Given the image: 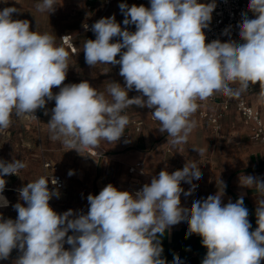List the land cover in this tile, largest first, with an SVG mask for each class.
Wrapping results in <instances>:
<instances>
[{"label":"clouds","instance_id":"clouds-1","mask_svg":"<svg viewBox=\"0 0 264 264\" xmlns=\"http://www.w3.org/2000/svg\"><path fill=\"white\" fill-rule=\"evenodd\" d=\"M56 7V0H41L36 10L50 14ZM215 7L214 0H150V7L120 3L123 25H134V32L122 29L115 15L96 21L91 26L95 39L83 44L85 62L93 68L119 65L124 79L123 86L111 81L106 91L87 80L65 84L69 53L56 45L52 35L30 31L28 20L13 19L19 9L4 7L0 10V131L10 127L13 113L37 119L35 112L44 109L48 115L46 104L54 100L47 123L50 139L81 153L101 141H120L129 124L122 113L135 105L152 109L159 131L177 146L187 143L197 126L192 119L197 100L217 92L239 98L259 83L258 103L264 105V0H250L248 11L255 18L241 14L237 26L242 42L229 38L206 43L203 30L209 27ZM224 34L230 36L229 29ZM116 37L120 39L112 42ZM133 89L139 95L129 98ZM193 150L204 155L203 149ZM26 167L19 159L0 160V207L9 204L2 195L4 177L18 175ZM201 178L198 162L188 161L181 170H161L135 193L109 183L98 195L87 196L86 214L72 209L58 214L49 204L60 196L57 188L49 189V182L56 186L58 179L41 176L18 190L24 203L13 205L16 219L0 214V260L17 249L14 264H166L158 234L186 221V238L200 236L207 249L202 264H261L264 180L239 177L241 187L256 192L257 227L250 231L243 196L222 203L226 189L222 180L215 195L194 200L191 208L181 206V193L190 195L198 187L193 180ZM182 181L191 185L188 192ZM65 244L70 248L65 249ZM173 264H181L178 255Z\"/></svg>","mask_w":264,"mask_h":264},{"label":"crops","instance_id":"crops-1","mask_svg":"<svg viewBox=\"0 0 264 264\" xmlns=\"http://www.w3.org/2000/svg\"><path fill=\"white\" fill-rule=\"evenodd\" d=\"M86 2V9L88 6H92L94 9L91 11L87 9L89 13L87 21L100 16L104 12V4L101 1L87 0ZM130 2L134 1L130 0ZM114 9L119 8L112 6L104 18ZM63 36L64 34L60 36V43ZM65 50L70 56H74L68 49L65 48ZM233 86L237 87L236 85ZM54 91L58 92L57 90ZM250 99L252 104L261 110L264 117V105L258 103V96L250 97ZM197 104L198 116L195 113L192 116L197 126L190 134L187 143L177 146L170 143L172 137L159 131L157 122H145L137 115L129 114L130 118L142 123L140 133L131 130L130 137L128 139L124 138L128 142L120 141L113 144L109 154L106 153L100 142L99 147L106 153L104 158L94 159L81 152V154L91 158L90 161H87L88 178L91 179L90 186L91 184L96 185L95 195H98L103 187L109 183L113 184L118 190L133 193L137 187H143L145 183H150L151 178L158 176L161 170L172 173L181 170L188 161H196L202 172V178L193 180V184L198 185V187L190 195L186 196L181 193V206L191 208L194 200H203L209 195H215L218 187H220L219 180H222L226 184L222 203H228L229 199L234 203L240 196H243L244 205L249 210L248 219L252 225L250 231H253L257 227L255 216L256 192L255 189L241 187L239 177L241 175L258 177L260 174L262 180H264V145L254 142L250 126L245 124L235 108H231L226 113L222 120V130L216 133L208 122L199 115L201 110L208 109L210 105L200 100H197ZM233 115H236L243 123L250 139V143L246 144L247 149L244 151L240 149V134L232 129L230 131L227 129V122ZM193 147L203 149L204 155L199 156V153L193 150ZM51 162L57 164L55 161L51 160ZM138 162L144 164L145 175H131L129 173V168ZM59 168L63 176L62 169L60 166ZM181 187L184 192H188L191 185L182 181ZM88 208L89 205L87 204L85 211H83L84 214L87 213ZM60 211L64 212L63 210ZM188 227V223L182 221L165 231L164 235L160 236L158 234L163 247L162 258L166 260V264L172 263L176 255L179 256L180 260L190 257L192 263L198 258L206 256L207 249L202 245L200 236L192 234L186 238ZM68 234L71 235L72 232L70 231ZM18 256L17 249H14L7 260H0V262L14 264ZM261 264H264V260L261 261Z\"/></svg>","mask_w":264,"mask_h":264},{"label":"rangeland","instance_id":"rangeland-1","mask_svg":"<svg viewBox=\"0 0 264 264\" xmlns=\"http://www.w3.org/2000/svg\"><path fill=\"white\" fill-rule=\"evenodd\" d=\"M87 0H56V11L48 14L41 13L36 10V5L41 0H0V10L4 7H16L20 11L13 14V19L28 20L30 22V31L37 30L39 33H48L55 37L57 46H61L60 36L71 34L77 42V54L69 55L65 84L79 83L87 80L93 87L100 91H106L107 85L111 81L124 85V79L119 75V65L98 64L94 68L85 62L83 44L86 40L95 39V35H87L83 31V26L89 19V13L86 9ZM129 7L133 4L140 6L135 2L126 3ZM145 7H148L144 5ZM94 10V9H93ZM95 14V13H94ZM115 15L116 22L123 28L127 27L129 31H135L134 25L124 26V15L120 9L112 10L107 17ZM119 37L113 38L112 42H116ZM119 59V56H117ZM103 73V74H102ZM238 87V85H236ZM59 91V88L54 87ZM139 95L134 89L128 93L129 98ZM110 99V97H109ZM55 106V101H49L46 108L49 114H44V109H39L40 121L31 122L27 116L17 117L13 113L10 127L4 131H0V160L11 162L13 159H19L27 164L25 169L18 172V175L12 174L4 177L6 180L5 191L2 193L9 201L8 208L0 207V214L5 219H16L17 212L13 205L17 202L24 203L19 199V189L28 182L35 181L44 176L43 164L45 161H55L62 169L65 179V189L60 191L59 198L53 197L49 202L53 210H63L64 212L72 209L74 212L85 211L87 207V196L95 195L97 188L94 184L90 186L91 179L88 178L87 166L91 158L87 157L76 150H69L63 146L60 141L50 139L47 123L51 118V111ZM152 109L146 107L140 108L135 105L125 109L124 112L137 115L145 122H154L158 126V121H152ZM198 116V111L195 112ZM206 126V125H204ZM227 129L237 131L240 135V149H247L246 144L250 143L248 133L245 126L240 122L236 115L229 118ZM120 141L125 142L124 136ZM118 141L117 143H119ZM102 147L107 154L111 153L110 148L113 145L107 141H101ZM95 159V158H94ZM93 159V160H94ZM73 171V175L69 176V171ZM11 204V207L9 208ZM26 206V205H25ZM0 264H6L0 262Z\"/></svg>","mask_w":264,"mask_h":264},{"label":"built area","instance_id":"built-area-1","mask_svg":"<svg viewBox=\"0 0 264 264\" xmlns=\"http://www.w3.org/2000/svg\"><path fill=\"white\" fill-rule=\"evenodd\" d=\"M104 4V12L92 19L87 21L85 24L88 25L86 29L83 26V31L86 34L95 35L91 31V26L101 18H104L105 14L112 7H118L120 3H128L130 0H99ZM138 4H144L150 7V0H132ZM202 3H211L213 0H200ZM216 7L212 13V20L207 29H204L206 36V43L211 42L212 40L219 39L221 42H227L229 38L242 42L238 35L239 28L238 23L242 19V13L247 12L248 17L255 18L253 14L248 11V4L250 0H214ZM88 10H93L92 6H88ZM84 24V25H85ZM229 29L230 36L224 34V30ZM61 46L68 49L71 54H77L76 39L71 34H66L61 38ZM234 87V86H233ZM260 91L259 83L252 85L249 89L243 93L239 98L236 97H227L222 93H214L210 98L202 102H206L210 105L208 109L201 110L199 115L202 119L206 120L211 128L219 133L222 130V120L225 117L226 113L235 108L238 114L242 117L246 125L250 126L252 139L255 143L264 145V117L261 110L257 109L251 102L250 97L258 96ZM58 93V92H55ZM122 114L127 115L129 118V124L126 127V132L124 138L128 139L130 137V131L133 130L136 133L142 131V123L136 121L129 117L128 112H123ZM37 119L27 116L31 122L40 121L39 109L35 112ZM152 121H156L151 117ZM84 154L92 158H104L106 153L99 146L95 148H90L86 151H83ZM44 177L51 179V177L58 179V184L53 186L49 182V189L54 187L58 191L63 190L65 187V181L63 176L60 173V168L57 164L51 161H45L43 164ZM129 173L131 175H145V166L142 162H138L129 168ZM258 178L262 179L261 175H258ZM142 187H137L133 193L141 190ZM50 205L51 202H49ZM58 214L63 212L60 210H55ZM70 248L69 245L65 244V249ZM18 252V250H17ZM19 253V252H18ZM204 257L198 258L194 263H192L191 258L187 257L181 261V264H202ZM170 264H173L170 263Z\"/></svg>","mask_w":264,"mask_h":264},{"label":"trees","instance_id":"trees-1","mask_svg":"<svg viewBox=\"0 0 264 264\" xmlns=\"http://www.w3.org/2000/svg\"><path fill=\"white\" fill-rule=\"evenodd\" d=\"M42 110V109H41Z\"/></svg>","mask_w":264,"mask_h":264}]
</instances>
